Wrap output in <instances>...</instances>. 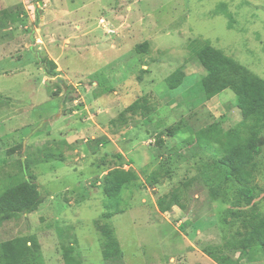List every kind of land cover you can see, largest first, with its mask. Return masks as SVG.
Here are the masks:
<instances>
[{
	"label": "rangeland",
	"instance_id": "rangeland-1",
	"mask_svg": "<svg viewBox=\"0 0 264 264\" xmlns=\"http://www.w3.org/2000/svg\"><path fill=\"white\" fill-rule=\"evenodd\" d=\"M4 10L0 190L33 179L42 203L0 223V243L34 234L43 264H66V254L108 264L96 221L106 212L103 179L122 167L139 176L122 193L126 211L109 219L125 264H218L207 250L238 258L229 241L242 220L231 210L264 211V141L253 203L236 204L232 182L214 199L204 176L212 154L186 140L201 128L233 129L241 115L230 89L201 92L194 48L209 41L264 78V0H0ZM45 58L57 64L53 77ZM178 68L186 78L171 90ZM174 192L179 205L160 211Z\"/></svg>",
	"mask_w": 264,
	"mask_h": 264
},
{
	"label": "trees",
	"instance_id": "trees-1",
	"mask_svg": "<svg viewBox=\"0 0 264 264\" xmlns=\"http://www.w3.org/2000/svg\"><path fill=\"white\" fill-rule=\"evenodd\" d=\"M220 4L217 10H225ZM225 12V11H224ZM11 18L7 11L0 12V28L3 20ZM13 20V18H12ZM149 41L136 47L137 52H146ZM196 57L205 70L200 81V90L207 99L230 89L236 96V105L240 110L241 121L233 129H224L220 125L201 128L196 135H191L186 143L197 141V144L212 154L211 162L204 165V176L211 188V195L218 199L224 194L221 189L223 182L240 185L236 204L251 205L254 200L252 166L262 153L264 132V78L254 74L244 65L223 51L215 48L209 41H204L194 48ZM47 75L53 77L57 64L45 58ZM186 78V73L176 69L168 78L171 90L179 88ZM139 106L134 102L128 109L136 112ZM147 107V106H144ZM173 129L168 133L174 134ZM159 142L164 140L158 137ZM157 179V178H155ZM139 180L134 170L116 167L109 170L103 182L106 196L104 207L106 212L102 219L96 221V227L102 235V255L108 264H125L123 252L114 229L109 223L113 216L124 213L122 193L125 189L132 190ZM219 182V184H218ZM42 203L39 185L33 179L17 181L0 190V223L10 220L20 213H33ZM179 195L174 192L170 201L160 200L159 209L166 212L172 205H179ZM235 203V201H234ZM232 214L242 220V228L232 236L229 246L238 252V258L222 252L207 250V254L218 264H236L241 259L254 262L264 260V211L256 206L251 210H231ZM66 264H75L68 254ZM0 264H43L40 243L36 235L18 236L0 243Z\"/></svg>",
	"mask_w": 264,
	"mask_h": 264
}]
</instances>
